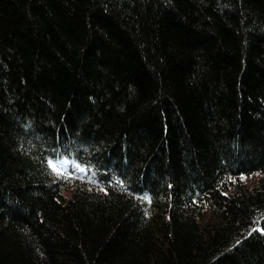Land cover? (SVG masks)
<instances>
[{
	"label": "trees",
	"instance_id": "16d2710c",
	"mask_svg": "<svg viewBox=\"0 0 264 264\" xmlns=\"http://www.w3.org/2000/svg\"><path fill=\"white\" fill-rule=\"evenodd\" d=\"M0 264H264V0H0Z\"/></svg>",
	"mask_w": 264,
	"mask_h": 264
},
{
	"label": "rangeland",
	"instance_id": "374dc122",
	"mask_svg": "<svg viewBox=\"0 0 264 264\" xmlns=\"http://www.w3.org/2000/svg\"><path fill=\"white\" fill-rule=\"evenodd\" d=\"M52 171L56 174L84 178V171L68 161H57L50 164Z\"/></svg>",
	"mask_w": 264,
	"mask_h": 264
},
{
	"label": "snow or ice",
	"instance_id": "6c2138e0",
	"mask_svg": "<svg viewBox=\"0 0 264 264\" xmlns=\"http://www.w3.org/2000/svg\"><path fill=\"white\" fill-rule=\"evenodd\" d=\"M81 170H83V169H81Z\"/></svg>",
	"mask_w": 264,
	"mask_h": 264
}]
</instances>
